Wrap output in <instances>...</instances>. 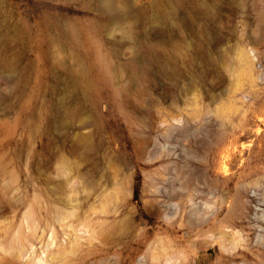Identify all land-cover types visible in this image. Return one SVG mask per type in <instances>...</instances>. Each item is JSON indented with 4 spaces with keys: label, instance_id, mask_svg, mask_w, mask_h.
Segmentation results:
<instances>
[{
    "label": "rangeland",
    "instance_id": "1",
    "mask_svg": "<svg viewBox=\"0 0 264 264\" xmlns=\"http://www.w3.org/2000/svg\"><path fill=\"white\" fill-rule=\"evenodd\" d=\"M99 1L0 0V264H264V0Z\"/></svg>",
    "mask_w": 264,
    "mask_h": 264
},
{
    "label": "bare ground",
    "instance_id": "2",
    "mask_svg": "<svg viewBox=\"0 0 264 264\" xmlns=\"http://www.w3.org/2000/svg\"><path fill=\"white\" fill-rule=\"evenodd\" d=\"M126 4L120 5L117 0H100L99 10L102 16L107 19L122 21V19L128 16ZM123 33L125 34L127 42L134 40L133 31L131 29H125ZM135 46L136 44L131 47L133 57L125 64L126 68H132L135 64ZM72 59L74 63L72 67L67 70V73L70 88L72 89V93L75 94L74 97H87L88 95L91 96L97 92L99 93L100 82H104L106 85L110 86L112 93L117 94L118 92H126L127 89L120 80V77L122 78V73H116V71L111 68V63L107 60L106 55L100 51L84 50L75 55ZM91 59L96 60L94 65L89 62ZM90 68L97 69L95 78L91 75ZM64 95H66L65 92ZM76 113L77 108L74 106H69L68 108L63 107V115L74 118ZM88 126L89 124L87 121L81 122L82 129H86ZM87 139V135L80 138L81 141L85 140V142ZM224 199L225 197L223 200ZM25 262L26 264H46L44 260L39 257L29 258Z\"/></svg>",
    "mask_w": 264,
    "mask_h": 264
}]
</instances>
